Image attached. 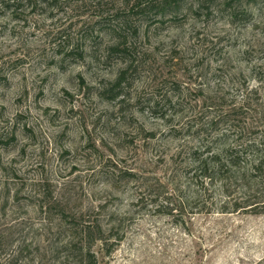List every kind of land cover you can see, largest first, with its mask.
<instances>
[{
	"label": "rangeland",
	"instance_id": "rangeland-1",
	"mask_svg": "<svg viewBox=\"0 0 264 264\" xmlns=\"http://www.w3.org/2000/svg\"><path fill=\"white\" fill-rule=\"evenodd\" d=\"M246 1L239 12L250 13L240 22L223 0L208 18L187 0L177 23L137 21V72L124 90L135 98L113 102L100 92L125 67L106 53L115 40L82 41L81 27L125 0H57L23 8L17 19L0 12V231L9 240L0 264L25 246L34 254L18 264H54L60 225L47 208L56 203L85 214L105 206L97 217L123 240L110 254L97 243L99 264H264V215H166L140 204L138 185L120 180L112 165L165 178L176 173L173 155L191 145L190 136L165 137L171 126L136 97L181 99L169 113L193 131L225 111L229 123H241L234 101L243 103L252 89L264 97V0ZM76 45L83 61L58 55Z\"/></svg>",
	"mask_w": 264,
	"mask_h": 264
},
{
	"label": "trees",
	"instance_id": "trees-1",
	"mask_svg": "<svg viewBox=\"0 0 264 264\" xmlns=\"http://www.w3.org/2000/svg\"><path fill=\"white\" fill-rule=\"evenodd\" d=\"M186 1L125 0L124 7L109 9L98 19L95 18L81 27L82 41L98 43L101 42L103 34L111 35L115 41L107 46L106 53L108 57H118L125 65L119 70L115 80L108 81L109 85L101 90V98L111 102L121 97L122 101L134 100L135 97H124V90L132 74L137 72V48L136 42L132 41L139 35L140 26H136L137 21L177 23ZM191 1L190 10L197 17L208 18L217 12L216 3L220 0ZM223 1L224 9L232 10L231 17L234 22H240L241 18L250 13L248 10L239 12V7L245 0ZM257 2L258 0H247L246 4L251 6ZM56 3L57 0H1L0 12H10L17 19L16 16L22 15L19 10L23 8L55 7ZM61 48L58 55L63 59L71 58L74 62L84 60L81 47L76 45L69 50L64 46ZM174 87L179 90L177 94L174 93V97H182L181 86L176 83ZM187 90L191 93L190 88ZM135 100L140 106L147 104L144 108L153 110L156 118L171 126L165 137L177 140L183 136L192 137L191 145L184 146L172 157L176 173L166 171L165 178L158 175L147 177L146 174L129 168L119 170L118 163L112 164L116 166L114 168L118 171L120 180L138 185L140 204L155 205L160 213L171 216H176V213L212 215L242 212L264 215V97L259 89H252L251 96L244 98L241 104L234 101V113L239 116L241 123H229L233 116L231 111H225L195 131L192 125L187 130L186 125H174L175 117L169 112L180 104L181 99L174 101L173 98L166 97L163 101L136 97ZM154 134L150 132L149 137L154 139ZM161 200L164 202L161 203ZM56 204L53 208H47L48 211L55 210L54 216L58 217L60 225L53 244L54 264H99L94 246L104 243L108 247L106 253L110 254L113 247L123 240L120 235H108L102 221L97 217L105 206L85 214L68 212L60 203ZM110 236H115V242L111 245ZM8 242L7 234L0 231V262L7 251ZM35 252L42 255L40 245H37ZM33 254L30 246H25L20 249V256L10 259L9 263L18 264L23 258Z\"/></svg>",
	"mask_w": 264,
	"mask_h": 264
}]
</instances>
